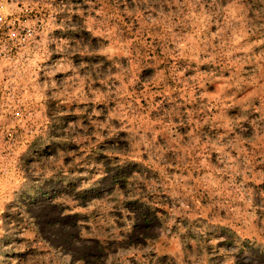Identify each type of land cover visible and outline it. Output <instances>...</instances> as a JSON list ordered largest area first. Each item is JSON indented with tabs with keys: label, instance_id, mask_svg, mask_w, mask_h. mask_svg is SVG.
I'll return each instance as SVG.
<instances>
[{
	"label": "rangeland",
	"instance_id": "1",
	"mask_svg": "<svg viewBox=\"0 0 264 264\" xmlns=\"http://www.w3.org/2000/svg\"><path fill=\"white\" fill-rule=\"evenodd\" d=\"M0 17V264H264V0Z\"/></svg>",
	"mask_w": 264,
	"mask_h": 264
},
{
	"label": "built area",
	"instance_id": "2",
	"mask_svg": "<svg viewBox=\"0 0 264 264\" xmlns=\"http://www.w3.org/2000/svg\"><path fill=\"white\" fill-rule=\"evenodd\" d=\"M2 23V19H1V17H0V24Z\"/></svg>",
	"mask_w": 264,
	"mask_h": 264
}]
</instances>
